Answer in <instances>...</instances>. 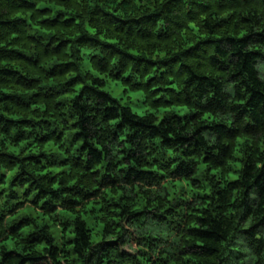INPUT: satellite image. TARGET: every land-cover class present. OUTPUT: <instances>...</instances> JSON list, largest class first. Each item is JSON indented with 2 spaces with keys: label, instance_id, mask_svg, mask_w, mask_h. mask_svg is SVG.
Here are the masks:
<instances>
[{
  "label": "clouds",
  "instance_id": "9594fccd",
  "mask_svg": "<svg viewBox=\"0 0 264 264\" xmlns=\"http://www.w3.org/2000/svg\"><path fill=\"white\" fill-rule=\"evenodd\" d=\"M0 264H264V0H0Z\"/></svg>",
  "mask_w": 264,
  "mask_h": 264
}]
</instances>
